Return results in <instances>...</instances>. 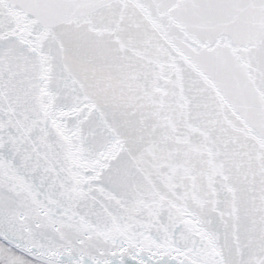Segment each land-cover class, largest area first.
<instances>
[{
	"label": "snow or ice",
	"instance_id": "obj_1",
	"mask_svg": "<svg viewBox=\"0 0 264 264\" xmlns=\"http://www.w3.org/2000/svg\"><path fill=\"white\" fill-rule=\"evenodd\" d=\"M0 264H264V0H0Z\"/></svg>",
	"mask_w": 264,
	"mask_h": 264
}]
</instances>
